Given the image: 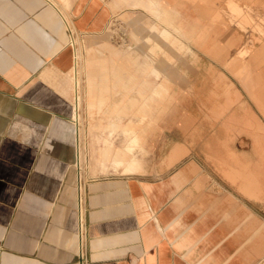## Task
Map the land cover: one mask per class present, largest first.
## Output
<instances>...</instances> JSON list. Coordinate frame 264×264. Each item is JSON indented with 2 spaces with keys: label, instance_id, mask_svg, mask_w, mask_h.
Listing matches in <instances>:
<instances>
[{
  "label": "crops",
  "instance_id": "1",
  "mask_svg": "<svg viewBox=\"0 0 264 264\" xmlns=\"http://www.w3.org/2000/svg\"><path fill=\"white\" fill-rule=\"evenodd\" d=\"M117 7L149 23L151 50L172 55L144 54L149 75L127 79L153 101L170 94L169 112L142 141L144 119L155 120L149 99L98 122L84 99L87 133L92 124L102 133L82 170L70 32L102 33ZM218 15L193 0H0V264H76L78 172L88 264H246L262 251L246 221L264 230V39L228 69L245 35ZM110 51L109 68L129 67L130 54ZM129 114L138 121H121Z\"/></svg>",
  "mask_w": 264,
  "mask_h": 264
},
{
  "label": "rangeland",
  "instance_id": "2",
  "mask_svg": "<svg viewBox=\"0 0 264 264\" xmlns=\"http://www.w3.org/2000/svg\"><path fill=\"white\" fill-rule=\"evenodd\" d=\"M199 2L205 6H209V11L212 8L214 14L219 13L216 19H222L229 21L230 24L235 25L240 29L245 37L243 45L240 50L237 51L236 56L226 64L229 69L235 63H244L251 51V47L255 42H260L264 39V0H193ZM115 9L109 18L108 26L100 34H84L77 35L71 32V44L74 45L76 51L75 57V67L77 69V60H80L79 74L77 75L76 88L79 86V96L81 97L80 114L81 120L78 124V128H81L86 132V135L82 138V170L90 168L93 164L91 160V135L99 136L102 133L101 126L93 125L89 126L90 135L87 133V120L89 114V107L84 104V99L87 102L88 97L91 96L92 108L95 110L93 114V119L95 122L100 121V118H106L108 113L113 109L114 106H125L131 104V100L142 101L143 98L150 102V112L155 115V120L152 123H148V118L144 119L145 126V136L142 141L146 139L147 135H151L157 131V123L165 117L169 112L170 94L159 93L157 98L153 101L151 99L152 94L151 89L149 93H137L136 85L132 80V84L127 83V79H136L135 81L144 80L142 75H147L148 72L144 69L140 63L143 59H147L144 54L149 55L154 59L160 58L162 55L168 56V60L171 59L172 55H167L162 49L156 48L151 50L154 45L152 35L148 32L149 23L140 21L136 22V14L131 11L127 12L124 10ZM134 19V20H133ZM158 28V26H157ZM156 30V29H155ZM152 31V30H151ZM160 37L164 39H169V35L162 34ZM73 38V43H72ZM153 40V41H152ZM105 45L108 47V51L105 50ZM138 48V49H137ZM113 50L118 56H126L127 53L130 54L132 59H129V67L124 69L120 63H116L117 70L115 68H109V51ZM111 52V51H110ZM114 53V54H115ZM128 56V55H127ZM119 62H124V58L119 59ZM134 63V65H133ZM157 68H160L161 63L156 61ZM163 65V64H162ZM162 67V66H161ZM76 75V70H75ZM149 75V74H148ZM147 79L153 80L150 76ZM154 82V81H152ZM78 83V85H77ZM163 83L169 85V80L167 78L163 79ZM165 89V90H164ZM162 90L166 91L167 88ZM223 96L229 99L230 105H234L238 102L236 94L231 93L230 85L225 86ZM160 92V91H159ZM232 94L234 98L231 100ZM149 96V97H148ZM73 97V91L68 95L70 100ZM143 97V98H142ZM83 100V102H82ZM147 110V109H146ZM137 112V111H136ZM134 112V115L136 114ZM117 115V114H116ZM115 114H110V118L114 120ZM133 118L134 121H138L136 117L129 115H124L121 121H127L129 118ZM112 120V121H113ZM97 124V123H96ZM104 127V135H107L108 126ZM122 129V130H120ZM123 127L117 126V133L113 137L115 146H120L124 136ZM246 229L248 231H254L255 235L259 234V241L264 245V230L259 229L256 226L248 225L246 221ZM257 240V239H256ZM262 251L257 253L245 254L246 264H264V248Z\"/></svg>",
  "mask_w": 264,
  "mask_h": 264
},
{
  "label": "built area",
  "instance_id": "3",
  "mask_svg": "<svg viewBox=\"0 0 264 264\" xmlns=\"http://www.w3.org/2000/svg\"><path fill=\"white\" fill-rule=\"evenodd\" d=\"M112 18V17H111ZM110 18V19H111ZM109 24H107L108 26ZM110 26V25H109ZM106 29V28H105ZM71 33V32H70ZM72 34V33H71ZM71 42V40H70ZM73 111V106H72ZM78 170L79 167H78ZM76 206L75 211L77 214L76 236H77V262L76 264H88L86 257V224H85V182L78 172L76 179Z\"/></svg>",
  "mask_w": 264,
  "mask_h": 264
},
{
  "label": "bare ground",
  "instance_id": "4",
  "mask_svg": "<svg viewBox=\"0 0 264 264\" xmlns=\"http://www.w3.org/2000/svg\"><path fill=\"white\" fill-rule=\"evenodd\" d=\"M75 52H76V51H75ZM75 57H76V53L74 54V63H73V66H72V69L74 70V74H75V70H76V67H75V65H76V63H75V61H76V60H75ZM73 70H72V71H73ZM74 74H73V75H74ZM74 76H76V75H74ZM75 85H76V83H75ZM76 102H77V98H76ZM76 102H75V103H76ZM77 106H78V104H77L75 107H73V108H74V114H73L74 116H73V118H74V120H75V121H73V122L75 123L76 128H78V125H77V123H76L77 120H78ZM73 126H74V125H73ZM78 152H79V151H78Z\"/></svg>",
  "mask_w": 264,
  "mask_h": 264
}]
</instances>
